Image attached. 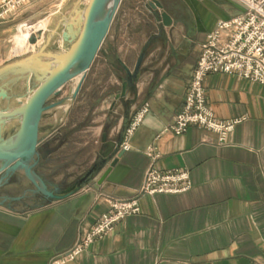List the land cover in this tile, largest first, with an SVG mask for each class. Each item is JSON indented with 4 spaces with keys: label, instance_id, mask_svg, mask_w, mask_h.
Returning <instances> with one entry per match:
<instances>
[{
    "label": "crops",
    "instance_id": "1",
    "mask_svg": "<svg viewBox=\"0 0 264 264\" xmlns=\"http://www.w3.org/2000/svg\"><path fill=\"white\" fill-rule=\"evenodd\" d=\"M40 1L32 0L0 23V69L41 49L60 51L56 39L50 47L49 41L40 39L20 52V44L29 38L26 26L18 29L17 47L12 45L16 22L28 23L41 15L26 12ZM150 1L120 0L74 102L62 117L56 114L59 106L42 114L39 138L50 142L46 149L52 153L40 159L36 171L59 188L77 181L65 178L72 174L61 175L63 180L56 178L55 169L48 171L65 161L63 146L86 143L84 137L62 134L63 120L70 119L73 105L85 106L86 120L99 124L86 173L106 151L101 143L105 127L108 140L123 154L105 178L109 162L93 172L78 192L62 200L47 201L30 193L32 186L22 171L11 175L0 187V264H50L71 248L107 211L106 198L136 195L150 165L145 155L150 145L159 154L154 167L187 170L190 189L141 196L139 214L124 218L111 233L65 264H264V83L234 74L205 78L214 116L245 118L225 143H219L216 133L197 126L181 135L164 131L183 107L200 43L217 21L238 15L241 7L232 0H157L172 20L164 26ZM47 24L44 19L35 28L43 32ZM127 71L135 77L125 95L116 99ZM26 74L27 68L18 66L0 75L1 111L20 106L10 104L19 92L9 81ZM144 103L149 104V112L131 137L130 149L123 150L124 130ZM15 118H8V123ZM6 131L7 126L5 136L13 132L6 135Z\"/></svg>",
    "mask_w": 264,
    "mask_h": 264
},
{
    "label": "built area",
    "instance_id": "2",
    "mask_svg": "<svg viewBox=\"0 0 264 264\" xmlns=\"http://www.w3.org/2000/svg\"><path fill=\"white\" fill-rule=\"evenodd\" d=\"M241 12L226 20H219L212 32L199 45V57L188 82L184 104L164 129L181 135L190 126H197L217 134L225 143L235 126L245 118L219 120L214 116L206 95L205 78L209 74H234L253 83H264V0H233ZM30 0H1L0 23L14 17ZM26 27H32L28 25ZM149 112L144 103L124 130L121 148L130 149V139ZM145 155L150 165L144 173L135 196L128 199L106 198L107 211L71 248L55 257L50 264H65L74 260L101 237L111 233L126 217L139 214V198L144 195L181 194L191 187L189 172L184 169L162 171L153 163L159 156L157 148L147 146Z\"/></svg>",
    "mask_w": 264,
    "mask_h": 264
},
{
    "label": "water",
    "instance_id": "3",
    "mask_svg": "<svg viewBox=\"0 0 264 264\" xmlns=\"http://www.w3.org/2000/svg\"><path fill=\"white\" fill-rule=\"evenodd\" d=\"M119 3L120 0H88L83 11L75 17L74 23L79 27L74 32L75 34L71 35L70 46L67 51L52 53L44 52L41 49L22 61L0 69L1 75L18 66H24L27 68L28 79L32 78L38 82L37 88L30 91L31 94L25 103L21 102L18 108L10 112L0 110V187L8 181L11 175L17 171H22L32 186L29 189L30 193L41 194L42 198L47 201L62 200L78 192L83 184L90 180L93 172L101 170L109 162L104 174L105 178L123 154L122 150H118L115 142L108 140V127H105L101 135V143L106 151L101 153V161L81 179L61 189L47 181L36 171L40 159H44L52 153V150L46 149L50 142H43L39 138V124L42 114L59 106L63 100L50 104L47 102L66 83L78 76L75 87L68 97L69 101L75 100L86 73L109 31ZM149 6L151 9L159 11L157 12V20H160L164 26L171 25V17L162 9L157 0H151ZM69 25L67 28L71 31ZM42 34V31H38L36 35L30 36L29 43L35 44L37 40L41 39ZM41 56L46 57V59H41ZM134 77L135 74H130L127 71V77L122 82V90L116 99L125 95L126 87L131 85V80ZM1 93L4 95L3 90ZM9 117H16L19 124L10 135L5 136L4 131ZM40 151H43V154H40Z\"/></svg>",
    "mask_w": 264,
    "mask_h": 264
},
{
    "label": "rangeland",
    "instance_id": "4",
    "mask_svg": "<svg viewBox=\"0 0 264 264\" xmlns=\"http://www.w3.org/2000/svg\"><path fill=\"white\" fill-rule=\"evenodd\" d=\"M32 0H30L31 2ZM233 1V0H232ZM29 2V3H30ZM28 3V5H29ZM88 0H43L40 1L36 7H33L32 9H27L26 12H42L41 15L36 17L35 19L31 20L28 23H25L24 21H17L16 27L14 28L11 36V42L12 45L17 47V40H16V34L18 33V29L24 28L28 25H36L39 21H42L44 19H47L48 24L44 27L45 31H43L41 40L49 41L48 46L53 42V39H56V45L60 47L59 52H65L68 50L70 46L71 41V35L75 34L74 32L76 29H78L79 25H76L74 23L75 17L79 12H82L84 7L87 5ZM27 5V6H28ZM26 8V7H25ZM71 24V25H69ZM68 25L71 26V31L68 30ZM38 31L31 32L30 36L36 35ZM45 37L47 39H45ZM29 39V38H28ZM25 40L22 41L19 48H21L20 52H24L29 50V41ZM40 40V39H39ZM38 41V40H37ZM37 43V42H36ZM35 43V44H36ZM44 52H47L43 50ZM15 71V69H14ZM11 81H9V84L14 87V92H19V95H16L12 98H10V104L11 105H17L21 104V101L23 98H26L30 91L33 90L38 82L35 80L28 79V76L26 74L23 76H20L16 78L13 77ZM18 80H16V79ZM75 87V82L73 80L66 83L56 94L52 95L47 104L57 102L60 100H63V102L59 105L56 114H58L59 117L64 116V111L67 110V108L70 107L71 103L73 101H69L68 97L70 96L72 90ZM21 100V101H20ZM80 102H84V100L81 99ZM75 104V103H74ZM78 105L72 106V113L70 115V119L63 120V126L62 129L64 132L62 134H66L67 136H77V137H84V141H86L85 144L81 143L79 145H66L63 146V153H65V158L62 163L58 164L55 168H49L48 171L52 170L54 171V175L57 179L64 180V174H72L71 176H67V180H79L80 177L86 173L89 166V155L92 153V151L95 148V144H93V139L98 138V125L96 122H90L86 120L85 113L86 108L83 106L82 109H80ZM59 119V118H58ZM62 119V118H61ZM59 120H57L58 122ZM19 124V120L15 118L13 121L7 124V131L6 135L10 134L11 131H14ZM58 124V123H57ZM61 134V135H62ZM58 136V135H57ZM60 150V146L58 148V151ZM47 170V168L45 169ZM24 186H28L27 183H24Z\"/></svg>",
    "mask_w": 264,
    "mask_h": 264
},
{
    "label": "bare ground",
    "instance_id": "5",
    "mask_svg": "<svg viewBox=\"0 0 264 264\" xmlns=\"http://www.w3.org/2000/svg\"><path fill=\"white\" fill-rule=\"evenodd\" d=\"M37 25V24H36ZM36 25H32V27L30 28H28V27H26V36L27 37H29V35H30V33L31 32H34V31H37V30H39V28H35V26ZM73 81H75V84H76V82H77V80H78V76L77 77H74L73 79H72ZM38 86V85H37ZM37 86L32 90V91H34L36 88H37ZM30 94L31 93H29V96H30ZM29 96H27L25 99H24V102L23 103H25L26 101H27V98L29 97ZM9 118H11V117H9Z\"/></svg>",
    "mask_w": 264,
    "mask_h": 264
},
{
    "label": "flooded vegetation",
    "instance_id": "6",
    "mask_svg": "<svg viewBox=\"0 0 264 264\" xmlns=\"http://www.w3.org/2000/svg\"><path fill=\"white\" fill-rule=\"evenodd\" d=\"M40 154H43V151H40ZM38 166H39V165H38ZM37 169H38V167H37ZM80 179H81V178H80ZM10 180H11V178L8 180V182H9ZM64 188H65V186L61 187V189H64ZM38 197H42L41 194H40V195L38 194Z\"/></svg>",
    "mask_w": 264,
    "mask_h": 264
}]
</instances>
